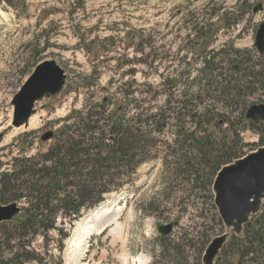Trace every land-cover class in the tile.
<instances>
[{
	"label": "rangeland",
	"instance_id": "374dc122",
	"mask_svg": "<svg viewBox=\"0 0 264 264\" xmlns=\"http://www.w3.org/2000/svg\"><path fill=\"white\" fill-rule=\"evenodd\" d=\"M263 22L264 0H0V205L21 208L0 223V243L32 202L28 187L6 188L9 176L22 165L20 181L12 185L38 175L43 186L45 174L54 177V161L45 156L67 140L65 128L89 115V128H100L89 133L98 142L94 157L106 152L104 142L113 144L110 126L122 119V130L135 131L140 115H154L160 131L146 127L154 140L148 159L135 169L111 168L105 180L112 192L95 207H83L80 218L70 212L49 216L59 229L35 238L38 262L26 264H203L208 244L226 232L230 237L215 264L237 263L238 238L225 227L212 186L200 176L212 168L200 165L197 151L179 135L201 119L199 131L206 129L217 142L238 139L241 154L264 144V123L246 118L252 105L264 104V83L247 76L253 65L264 72V55L254 46ZM47 60L65 70V85L35 103V126L28 121L15 127L12 99ZM47 131L55 135L43 141ZM221 148L202 150L227 154ZM85 154L75 151L70 160L82 161ZM74 172L59 179L61 192H75L65 184ZM38 199L46 203L47 193L39 191ZM174 221L170 234L159 232ZM64 234L69 236L62 242ZM16 254L0 245V260Z\"/></svg>",
	"mask_w": 264,
	"mask_h": 264
},
{
	"label": "trees",
	"instance_id": "16d2710c",
	"mask_svg": "<svg viewBox=\"0 0 264 264\" xmlns=\"http://www.w3.org/2000/svg\"><path fill=\"white\" fill-rule=\"evenodd\" d=\"M255 67L257 66L253 65L248 68L249 71L247 72V76H249V79L253 80L251 83L258 85L263 84L264 72L259 70L255 71ZM236 97H241V94L238 92ZM153 116L151 115L143 119V116L140 115L137 118V129H133L135 131H130V126L122 130V119H120V121L108 128L111 130L110 135L113 136V144L104 142L103 145H105L107 149L106 152L103 153L102 150L97 151L96 154L94 153L95 156L93 157L91 151L96 150V144L98 142L95 137L92 138L89 136V133H95V131L100 128H97V126L89 128L87 122L90 123V117L88 115L86 118H83L78 125L65 128L62 133H69L67 140H63L57 144L58 151L45 156L47 159L54 161L53 167L55 169V175L51 177L49 174H45L42 179H48V181L42 184L43 186H40L38 183V175L35 176L37 177L35 180L33 176L29 175L31 181H27L25 184L18 186L12 185V183L15 184L20 181V177L23 173V171H21L22 165L17 172L11 174L6 188L8 187L7 189L11 191L12 189L24 190L28 187L32 194V202L30 207L26 209L25 219L15 224L13 228L16 230L13 234L11 232L8 234L9 240L0 243L1 247L6 245V249H8L9 252L14 253L16 251L17 254L13 255V257L8 260H0V264H26L32 261L38 262V246H34L33 243L35 238L38 235L47 236L46 234L50 231L59 229L53 221L48 223V219H50L49 216L59 214V212L65 214L70 212L72 215H75L76 218H80L83 207H95L104 200L103 196L105 194L112 192L111 183L109 180H105L106 174L111 171V168L117 169L118 167L124 166L133 167V169H135L145 162L149 156L148 147L151 143H154L153 138L150 136L151 132L146 129V127H153L155 129L154 131H160L156 130L158 122L152 120ZM102 121L107 122V118H104ZM199 123H203V120L200 119L198 123L195 124L196 128L194 130H188L183 135L180 134L179 136L190 149L197 151L195 156L199 159L200 165L212 168L211 173L206 174L203 172V175L200 176L212 186L211 193H213L214 197L213 182L218 171L224 165L232 163L246 154L239 153L238 139H233L230 143L217 142L211 138L206 129L199 131ZM119 125H121L120 130ZM143 127L145 128L144 130ZM131 128H134V126ZM197 131H199V135H197ZM119 133L121 135H119ZM261 137L264 142V135ZM220 144L222 150H227V154L216 155L212 149H207L206 151L202 150V147H206L207 145L220 146ZM262 146H264V144ZM200 147L201 151L199 153ZM75 151H84L86 153L84 156L85 159L78 162L70 160ZM185 160H189L187 154L185 155ZM71 168H75L73 175L76 176H70L71 178H75H73L72 181L65 182V184L67 187L72 186L76 188L75 192L73 190L72 194H68L66 192H61L62 188L59 179H68L66 178L69 176L67 172ZM39 191L47 193L46 203L38 199ZM24 196L25 195L22 194L19 198H23ZM52 201L56 203L54 209L50 208V202ZM68 236L69 234H64L61 241L63 242ZM235 237L238 238L240 244L236 249L239 260L237 263L230 261L229 264H244L243 261L247 258L252 259V263L259 264L264 256V204L261 212L253 216L251 221L244 226L243 236L235 235ZM10 239H16L15 244H11ZM44 247L47 248L48 245H44ZM250 255H252V257H250ZM1 258L2 257H0V259Z\"/></svg>",
	"mask_w": 264,
	"mask_h": 264
},
{
	"label": "water",
	"instance_id": "95a60500",
	"mask_svg": "<svg viewBox=\"0 0 264 264\" xmlns=\"http://www.w3.org/2000/svg\"><path fill=\"white\" fill-rule=\"evenodd\" d=\"M261 7L254 8L257 12ZM254 46L264 55V22L259 25ZM66 81L65 70L56 61L39 63L27 77L20 90L12 99L15 127L27 124L35 112V103L44 97L58 94ZM246 118L255 123L264 122V104L252 105ZM54 137L53 131L42 136L43 141ZM214 203L219 216L234 235L243 236L244 226L252 217L261 212L264 204V146L247 153L232 163L224 165L213 182ZM21 211L18 203L0 205V223L12 220ZM178 221L159 226V232L168 235ZM230 235L228 232L215 237L207 246L203 255V264H215Z\"/></svg>",
	"mask_w": 264,
	"mask_h": 264
},
{
	"label": "bare ground",
	"instance_id": "6f19581e",
	"mask_svg": "<svg viewBox=\"0 0 264 264\" xmlns=\"http://www.w3.org/2000/svg\"><path fill=\"white\" fill-rule=\"evenodd\" d=\"M36 117L34 116L33 118H31L30 120H29V123H28V126H35L36 125ZM18 129H20V128H18ZM96 220V219H95ZM93 230H95V228L93 229ZM93 230H90V232L91 231H93ZM88 233L87 232H85V234L83 235V238L87 235ZM82 238V239H83ZM84 240V239H83ZM86 241V240H85Z\"/></svg>",
	"mask_w": 264,
	"mask_h": 264
}]
</instances>
